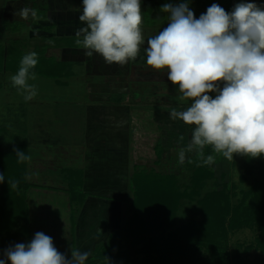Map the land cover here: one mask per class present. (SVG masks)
<instances>
[{"label": "clouds", "instance_id": "1", "mask_svg": "<svg viewBox=\"0 0 264 264\" xmlns=\"http://www.w3.org/2000/svg\"><path fill=\"white\" fill-rule=\"evenodd\" d=\"M189 3L163 4L167 26L149 36L143 48L146 64L167 69V80L178 86V99L191 101L169 114L171 120L192 127L189 142L178 152V164L192 163V155L202 165L214 164V155L205 156L206 147L229 161L234 155L264 156V6L241 0L227 12L213 3L197 19ZM19 15L30 21L37 10L25 7ZM78 19L84 27L77 30L82 40L76 43L83 45L86 57L98 54L108 65L123 66L140 56L145 45L141 0H82ZM37 64L38 54L29 52L10 77L25 101L37 95V86L29 83L37 78ZM14 152L18 163L31 159L17 148ZM4 180L0 174V183ZM19 183L8 180L10 190ZM89 255L71 248L69 257L57 250L52 237L37 232L30 242L5 249L0 264H85Z\"/></svg>", "mask_w": 264, "mask_h": 264}, {"label": "rangeland", "instance_id": "2", "mask_svg": "<svg viewBox=\"0 0 264 264\" xmlns=\"http://www.w3.org/2000/svg\"><path fill=\"white\" fill-rule=\"evenodd\" d=\"M0 1V7H3V3L5 0ZM35 1L7 0L6 8L9 9H7V11L5 12H3V10H0V45L7 46V44L12 43L8 42L9 39H16L18 40L19 44H21L20 46H18L19 51L23 52L25 55L29 52L34 51V47L32 49V47L29 46L30 42H32L33 39L36 40L38 37H40V35H45L48 37H52L53 43L57 44L52 45V47L54 48H63L57 47L62 45L63 43H66L68 45L66 47H69L68 43L70 42V44H72V42L75 41V38H67L69 32L74 33V30L69 29V25L66 24L68 22V16L71 17L72 20L69 19V22L72 23L74 21V16L76 17L77 15H80V12L75 13L76 15H74V10L72 11L73 13H69L68 11H60L59 14L55 16V19H64L63 21H61L64 24H60L58 21L54 20L43 22L42 20H45L47 17L45 13L39 15L40 17H36L33 20H24L19 15L21 9L25 7H34ZM217 1L218 0H215V2ZM150 2L152 3V8L155 9L157 14L164 13L159 10V0H151ZM229 2V4L225 3L223 5H219L224 8L227 12H231L234 5L238 2H241V0H230ZM245 2H254L258 5L264 6V0H245ZM141 3V7L143 9L144 7L146 9L148 5L151 4L147 3L148 5L146 6V4H144L145 0H142ZM212 4V0H190L189 7L193 12L197 11L198 9L196 16L197 18H199L200 15L202 13H205L207 8L210 7ZM202 6L203 8H205V11L200 12V7ZM9 10H12L11 15H9V17H6L7 21L2 22L1 19L3 15L4 17L7 16L8 14L6 15V13H9ZM152 12L148 10L142 12L144 21L142 25L150 26L153 24H157L158 26V28L152 29L151 32H147V35H149L150 33L151 36L158 34V32L165 27V24L163 22L164 19L162 20L161 18H158L152 20ZM9 22L11 26L15 25L17 27L16 29H18V32L13 35V37L12 35H9V31L7 30L11 29V26H8L7 28V24ZM2 25H4L6 28L5 32L3 31L4 28H2ZM47 25H49L50 27H47ZM42 31H44V34ZM43 43L44 40L37 42L38 52L35 51L38 56L41 57L43 56L44 49L46 52V48L50 47L47 45H43ZM12 45L15 46L16 44L13 43ZM78 46L82 45L80 44ZM142 52L143 51H141L140 56L143 55L144 57V53ZM76 53L77 57L74 58L73 54L67 55L68 59H81V53L79 51ZM57 56L63 57L61 53ZM64 58L66 59L65 56ZM91 58L92 59H88L86 61L79 60V66L74 67H77V69L68 68V65L70 66L71 63L70 61H64V63H60L58 68L63 67L65 73L67 69L70 70V73H75V76L72 75L69 76V78H63L64 80L63 82H61H66L64 86L57 85L58 81H56L55 77H44L41 75H36V80H29V83L35 84L37 86V95L31 101H25L21 92L17 88L13 87L10 77L15 73L8 72L4 69L0 70V145L5 146L7 144L23 142V130L27 117H25V114H29V110L31 108L37 107L39 115L45 117L52 116L53 113H48L47 111L49 109V106H55L58 104H62L61 106H63L65 105V103H75L76 101H80L81 104H84L87 103V99L92 98L94 94L98 91L97 94H101L100 102L98 103L96 100L94 104L90 103L87 106L89 109L93 110L92 112L99 113V111H102V115L100 118L93 119L92 113L90 114V118L93 119V125L100 127L98 132L93 135L92 138L96 139V141L98 140V142L107 141V146H105L104 148L109 147L105 149V151L102 153V157H104L105 160L102 165L106 168V172L102 170V173H105L106 175V178L102 176V183L105 179V181H108V185H113L116 184V182L119 183V181H121L119 177H124V192H108V194L111 195L110 197H112V200L110 197L107 200L109 202L120 204V214L123 211V218H121L123 225L124 220L127 218V215L124 212L129 206L126 200L130 198L132 199L131 191H129L128 188L130 180V177H127L128 173L132 175L134 174L133 171H138V173H141L142 170L151 172L156 171L157 173L165 174L171 172L172 174L177 176L178 181L181 185L186 186V176L184 177L182 173V167L185 163L183 165L178 164V152L189 142L192 127L185 125L183 121L171 120L169 114L173 109L177 111L184 110L187 106L190 105L191 101L181 102L178 99L180 95L178 91V86L168 84L163 85L161 88H158L159 85L145 86L141 90V93L143 94H139L134 97L131 88L127 85V77L120 78L119 75L118 77L120 78V80L116 79L118 81L114 82L112 76L114 73L116 74L119 72H124L123 74H121L122 76H124V74L125 76H127V74L132 75V71L135 72L134 69L138 68V66L131 65L132 62H128V68H126L125 66L122 68H115V66L106 64L104 59L98 54H94V56ZM52 61L54 62L55 67L57 61ZM94 63L98 64L99 67H103L105 70H108L106 72L102 71V73H100V70L95 67ZM39 64H41V67L44 66L45 69L51 67V64L49 65V63L45 61H42ZM71 66H74V64H71ZM145 66L147 67L148 65ZM36 67L33 69L35 73V70L38 69ZM138 70L139 68L137 69V71ZM151 71L153 72V74L155 73L154 76L157 75L156 77L159 80H162L163 78L167 77L166 73L158 74L159 71L155 69H152ZM104 76L109 78H105ZM123 81L124 84H117L118 82ZM137 87V85L133 86L134 93L137 92ZM88 88H91V91ZM153 90L156 92V94H153ZM86 91L88 93H86ZM123 93H125V95ZM87 94H89V96H87ZM212 95L214 96V94ZM127 105H133L138 108H135V110H132L130 112L127 108L128 112L124 114V118H118L122 115L121 112L124 111L122 109L127 107ZM42 110L45 112L44 115ZM56 113L57 115L61 116V111L59 108L57 109ZM131 113L134 115L132 116ZM114 114L119 115L118 117H116L117 119H114ZM45 119L46 118H43L44 122ZM120 122L123 125L118 124ZM123 131H125V135L130 141L129 148H127L128 146H124L126 136H124V142L121 141ZM131 133H133V136H131ZM109 135L110 137H108ZM181 136H183V140L180 139ZM122 149L124 150V153H128V156H130L129 158L131 159L130 162L128 160L127 165L129 167L127 166L125 171L123 167L124 161L123 159L119 158ZM160 155L161 157H159ZM212 155L215 156V163L212 164V169L215 173V181L213 178L208 182V189L212 190L214 188H224V190L228 191L230 196H238L236 199L231 200V205L236 206L237 203L240 202L239 199L241 198V193L249 191L253 186L254 182L259 178L258 171L257 169H255L253 171V174H248L246 172L245 162L249 159L246 156L234 155L233 160L229 161L226 158L222 157V155L215 154L213 151ZM59 160L62 159L59 158ZM255 160L256 162H264V156L257 157L255 158ZM36 161L34 162V160L31 159V164L29 166L31 170V173L29 172V176L31 179L28 180L31 183L34 182L39 184L42 181L37 179L38 177L36 176L33 170L35 169V166L33 165H35ZM106 161H108V163ZM37 167H41L42 169V165L37 164L36 168ZM63 168L64 167H60L59 169H56V172L62 176H65L66 173L69 174V170H65L63 172ZM184 168H186V166ZM117 172L120 174H117ZM183 188L185 189V187L182 186L181 189L184 190ZM35 193L36 192L30 193V201H36L37 199L41 200V197H39V195L41 194L39 193L37 195V193ZM206 193L207 192L200 193L199 200H201V198H203ZM115 194L119 200H115L113 198L115 197ZM90 199L94 198L90 197ZM73 205L76 206V209L79 208L78 202L76 204V202L74 201ZM198 206V199L196 198L193 200H183L182 204L180 205V208L177 210L175 219L176 226L174 227V230L179 226H182V224L189 222L190 220L200 221L201 214ZM111 210L113 211L114 209ZM46 214L49 213H46L44 206H33L31 208L30 226L31 232L33 233L32 238L34 237L35 233L43 232L44 234L52 237L53 243L58 251H60L61 253H65L70 257V249L75 248L77 246L76 245L74 247L71 238L76 233V216H74V221H72L70 224L68 222V216H66L64 212L61 214L60 212L56 211L49 214L50 216H53L54 220H57L58 217L62 215V220L58 221L61 226H57V228L55 227L54 229H52V227L49 228L45 225L47 220L44 219V217L48 218V215ZM101 215V217L104 218L103 213ZM105 215H107L108 220L111 218L110 211L108 212V214ZM229 220L230 219L227 220L226 227L228 237V251L233 257L232 264H264V255L259 250L258 245V242L262 235L260 233V230L256 227L246 226L233 230L228 227ZM114 230L117 229L106 231V240H100L98 238V242L92 245H84L85 248L83 247V249H79V251L81 252L87 251L90 253L89 258L85 262V264H124V259L122 256L115 255L114 257V254L108 255L106 253V244L109 238V234H113V232H115ZM168 232L166 231V233ZM18 242L24 243L26 242V239L21 238L20 240H18ZM80 243L81 241L78 239V244ZM123 246V250H126L127 247L124 243ZM98 254H102L104 256L98 257ZM8 264H10V262H8Z\"/></svg>", "mask_w": 264, "mask_h": 264}, {"label": "trees", "instance_id": "3", "mask_svg": "<svg viewBox=\"0 0 264 264\" xmlns=\"http://www.w3.org/2000/svg\"><path fill=\"white\" fill-rule=\"evenodd\" d=\"M160 2L162 6L164 1ZM8 26H11L10 22L7 28ZM16 28L12 25L11 29H7L9 35L13 37L18 32ZM5 29L4 26V32ZM34 40L29 46L34 47L36 52L37 42L42 40L45 46L57 45L53 43L52 37H38ZM8 42L12 43L7 46L0 45V70L16 73L24 53L19 51L18 46L21 44L18 40L9 39ZM13 43L16 47L12 45ZM68 44L78 46L76 39L72 44L70 42ZM66 46L68 45L63 43L57 47ZM52 60L38 56L36 75L56 79L72 76L69 69L65 73L63 67L58 68L60 64L56 63L54 67ZM42 61L51 64V67L48 69L41 67L39 63ZM14 148L24 151L29 156L28 143L0 145V174L5 176L4 182L0 183V258H4L5 249L20 243L18 240L21 238L26 239L25 244L32 239L27 194L35 187L27 177L28 161L18 163ZM204 151L205 156L212 155L211 148L206 147ZM191 158L192 163L186 160L182 167L183 176H186V186L181 185L177 176L171 172L167 174L143 170L141 173L134 172L128 185L132 199L126 200L129 205L124 212L127 218L122 225V211L118 217L117 230L109 234L106 244L108 255L122 256L124 264H232L233 257L228 251L226 227L228 219H230L228 227L233 230L245 226L258 228L262 234L258 242L259 250L264 255V162H256L255 158L248 157L245 162L246 172L253 174L257 169L259 178L249 191L241 193L240 202L235 206L231 205V200L238 196H230L224 188L208 189V182L213 178L215 181L212 165H202L195 155ZM8 180H18L20 182L18 188L10 190ZM72 184L69 185L70 192L67 193L70 196L71 216L74 221L73 202L83 204L87 194L81 191V183L77 186ZM182 186L185 187L184 190L181 189ZM202 192L207 193L199 200ZM76 196L80 198L78 201L75 200ZM195 198L198 199L201 220H190L174 230L177 210L182 201ZM123 243L127 247L126 250H123ZM100 256L104 255L98 254V257Z\"/></svg>", "mask_w": 264, "mask_h": 264}, {"label": "crops", "instance_id": "4", "mask_svg": "<svg viewBox=\"0 0 264 264\" xmlns=\"http://www.w3.org/2000/svg\"><path fill=\"white\" fill-rule=\"evenodd\" d=\"M142 1V0H141ZM144 1V0H143ZM151 0H145L146 6L147 3H151ZM153 1V0H152ZM160 1V0H159ZM165 3H172V4H178L182 0H163ZM230 0H219L215 2V0H212V3L215 4H225L230 3ZM1 3V1H0ZM7 0L4 1L3 7H0V10L3 12L7 11L6 8ZM161 2H159V10H161ZM152 3L148 5V7L144 9L141 7L142 12L153 11L152 13V20L161 18L165 24V27L167 26L168 22V14L167 13H159L155 11V9L152 8ZM142 6V3H141ZM37 10V17H40L39 15L45 13L46 19L42 20L44 21H58L60 24H64L61 21L64 19L59 18V20L55 19V16L59 14L60 11L63 12H69L73 13H79L82 9V0H36L34 3V7ZM200 12L205 11V8L200 7ZM145 10V11H144ZM0 11V12H1ZM198 11V9H197ZM197 11L194 12L195 17L197 18L196 14ZM12 10H9V13H6L7 16L2 17V22L7 21L6 17H9L11 15ZM60 17V15H59ZM79 15L76 17L74 16L73 22H69V19H71L70 16H68V22L66 23L69 29H73L74 33L69 32L67 38H75L77 40L81 39V37H77L76 32L79 28L84 27V25L79 21L78 19ZM198 19V18H197ZM42 22V23H43ZM65 22V21H64ZM76 22V23H75ZM144 22V21H143ZM49 25H47L48 27ZM50 27V26H49ZM2 28H4V25H2ZM158 28L157 24H153L150 26L142 25V32L145 37V45L142 46L141 51H143V48L146 47V39L151 36L147 35V32H151L152 29ZM4 31V30H3ZM44 34V31H42ZM40 37H48L45 35H40ZM82 45V44H81ZM31 49V48H30ZM33 49V47H32ZM80 52L82 57L81 59H68L67 55H72L77 57L76 52ZM85 49L82 46H69V47H63L61 49H56L54 47L47 48V51L43 54L44 58L46 59H53L56 60L58 64L64 63V61H70V66L68 65L69 69H73L75 66H79V60L86 61L88 58L84 55ZM62 54L63 57H58L57 55ZM144 53V52H142ZM66 57V59L64 58ZM142 57V58H141ZM143 59V60H141ZM94 61V60H93ZM131 65L138 66V68H135L132 75L127 74V76H122L124 72L114 73L113 74V81L116 82L120 80V78H126L127 83L131 81L132 86L137 85V92L134 93V89H132V94L135 97L136 95L143 94L141 93L142 89L145 86H151V85H172L168 80L167 77L163 78L162 80L158 79L153 72L151 71L153 68L149 66H145L146 64V56H138L135 60L129 61ZM71 64H74V66H71ZM95 67L99 69L100 73L102 71L106 72L103 67H99L98 64L94 63ZM101 65V64H100ZM129 66V63H126V65L120 66L113 64L112 66H115V68H122ZM102 66V65H101ZM74 68V69H77ZM130 71V69H129ZM163 71H165L163 73ZM128 73V72H127ZM167 73V69L160 70L158 74H165ZM72 75L75 76V73L72 72ZM120 75V78L118 77ZM130 76V78H129ZM105 78H109L104 76ZM118 79V80H116ZM64 79H56L57 85L64 86L66 82L62 83ZM100 80V79H99ZM125 80V79H124ZM62 81V82H61ZM126 82V81H125ZM92 84V83H91ZM117 84H124L123 82H118ZM128 85V84H127ZM89 89V88H88ZM91 89V88H90ZM89 89V90H90ZM88 90V91H89ZM91 91V90H90ZM98 92V91H97ZM97 92L94 94L92 98L87 99V103L81 104L80 101H76L75 103H65V105H55V106H49V109L47 110L48 113L52 112V116H42L38 113V108L34 107L29 110V114H25L26 117V123L23 130V142L28 143V154L31 157V159L36 161L34 172L37 179L41 180V183H34L32 182L35 189H31L27 194V202L29 206L30 211V218H31V208L44 206L46 213H53V212H60L61 214L64 212L66 216H68V222L71 224L72 222V208H71V201L70 196L67 192L69 191V185L72 184L73 186H77L78 183H81L82 192H85L87 194L86 201L79 205V208L76 209V206L73 205V211L75 212L76 216V233L74 236H72V243L74 244L75 248L83 249L84 245H92L96 242L102 239L106 240L107 230L117 229L118 225V217L120 216V204L109 202L107 201L109 197L111 196L108 194V192H124V185H123V179L124 177H119L121 181L116 182V184L108 185V181L103 180L102 183V176L106 178L105 173H102V170L106 172V168L102 165L104 160V157H102V153L105 151V149L109 148L105 141H96V139H93V135H95L98 130L100 129L99 126L93 125L92 120L95 118H100L102 115V111L98 112H92V109H89L87 106L90 103H93L97 100V102H100L101 94L98 95ZM86 93H88L86 91ZM125 95V93H123ZM89 96V94H87ZM91 97V95H90ZM60 109L61 116L57 115V109ZM127 108L130 111L135 110V108H138L136 106H130L127 105L125 107L122 115L119 116L113 115L116 117L122 119L121 117L124 116L125 113H127ZM108 109V108H107ZM137 110V109H136ZM43 111V110H42ZM116 111V110H114ZM55 112V114H54ZM111 112V111H110ZM113 112V110H112ZM119 112V111H118ZM92 113V118H90V114ZM45 112L43 111V115ZM132 114V113H131ZM134 114H132L133 116ZM60 116V118H59ZM45 119V122L43 120ZM124 118V117H123ZM124 121V120H123ZM121 123V122H120ZM96 126V127H95ZM131 136H133V133H131ZM132 143V142H131ZM88 145V146H87ZM129 148V147H127ZM80 149V150H79ZM128 153H124V150L122 149V152L120 154L121 159H123L124 164V171L126 170V167L128 166V160L129 162L131 159L129 158ZM62 159V160H59ZM28 160V179H31L29 174L31 173V170L29 168L31 164ZM39 159V160H38ZM64 160V161H63ZM62 162V163H61ZM108 163V161H106ZM37 164L42 165L41 167H37ZM102 165V166H101ZM116 165V164H115ZM32 166V165H31ZM60 167H64L62 171L69 170V173L64 176L59 175L56 172V169H59ZM129 167V166H128ZM122 168V167H120ZM135 168V167H134ZM117 169V168H116ZM122 170V169H121ZM61 171V172H62ZM30 172V173H29ZM134 173V171H133ZM117 174H120L117 172ZM128 173L127 177H131ZM68 182V183H67ZM43 183V184H42ZM36 192L37 195L40 193L39 197L40 199H37L36 201H30V193ZM78 192V191H76ZM127 192V191H126ZM35 193V194H36ZM113 197L115 200H118L116 194ZM90 197L94 199H90ZM78 196L75 197V200L78 201ZM112 199V197H110ZM80 199V198H79ZM110 203V204H109ZM77 204V202H76ZM109 209H114L111 213L114 212L113 215H111V218L108 220L107 215ZM34 212V211H33ZM103 213L104 218H102L101 214ZM110 213V214H111ZM48 215V218L44 217L46 219V227L49 228L52 227L54 229L57 226H61L58 221L62 220L60 215L57 220L53 219V216ZM64 214V215H65ZM64 219V217H63ZM74 228V227H73ZM101 229L102 232L98 233V229ZM70 229V227H69ZM72 230V228H71ZM73 232V231H72ZM103 234V235H102ZM33 235V233H32ZM99 238V239H98ZM78 239L81 241L80 244H78ZM92 240V241H91ZM85 248V247H84Z\"/></svg>", "mask_w": 264, "mask_h": 264}, {"label": "flooded vegetation", "instance_id": "5", "mask_svg": "<svg viewBox=\"0 0 264 264\" xmlns=\"http://www.w3.org/2000/svg\"><path fill=\"white\" fill-rule=\"evenodd\" d=\"M129 83V84H128ZM127 84H128V86L131 88V90L133 89V86H132V83L131 82H128ZM156 85H158V84H156ZM153 86V85H152ZM163 85H159V87L158 88H161ZM153 94H156V92L153 90ZM118 124H122V123H118ZM123 124H124V121H123ZM122 124V125H123ZM109 126H111V125H109ZM110 128V127H109ZM128 130V129H127ZM129 133V132H128ZM128 135V134H127ZM124 136H126L125 135V131H123L122 132V136H121V141L122 142H124V139H125V137ZM108 137H110V135L108 136ZM107 141H105V143H106ZM130 141L128 140V137L126 136V141L124 142V146H128V147H130ZM109 211H110V213L112 212V210L111 209H109ZM108 211V212H109ZM114 214V212L113 213H111V215H113Z\"/></svg>", "mask_w": 264, "mask_h": 264}]
</instances>
